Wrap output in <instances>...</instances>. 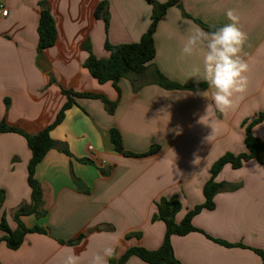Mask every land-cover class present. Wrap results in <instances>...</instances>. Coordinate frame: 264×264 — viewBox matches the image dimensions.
<instances>
[{"label": "crops", "instance_id": "0c3cea01", "mask_svg": "<svg viewBox=\"0 0 264 264\" xmlns=\"http://www.w3.org/2000/svg\"><path fill=\"white\" fill-rule=\"evenodd\" d=\"M104 3L98 18L95 12ZM1 6L8 10L6 17ZM44 8L54 18L57 39L40 53ZM228 9L235 11L248 37L241 53L249 66L248 88L233 110L221 113L213 107L206 114L210 90L208 101L197 91L166 89L158 84L157 72L182 86L207 85L190 78L194 67L202 70L203 54L184 57L181 49L189 29L206 31L196 21L212 27L230 23ZM152 14L146 0H0V122L31 135L41 132L67 102L63 89L101 94L117 104L110 113L100 99L75 98L51 131L58 147L36 168L46 215L21 218L27 228L38 226L44 233H28L22 246L11 250L0 232V264H59L68 249L81 256L82 264L106 247L115 249L116 258L132 247L158 250L166 236V224L153 220L158 202L177 198L182 210L175 220L181 223L205 203L203 189L213 164L228 152H248L246 128L264 113V0H179L158 24L156 56L147 72L122 78L118 89L111 82L100 84L84 67L85 45L97 58L107 59L105 45L138 43ZM111 129L120 132L129 155L114 151ZM252 134L264 142V120ZM64 146L71 156L61 151ZM152 149L155 153L145 155ZM31 159L23 135L0 134V191L12 230L18 228L15 214L32 205ZM216 181L224 188L213 210L193 218L198 231L171 237L176 258L182 264H264L255 252H264V160L251 159L240 169L227 165ZM81 235L80 242L69 244ZM126 264L148 263L133 256Z\"/></svg>", "mask_w": 264, "mask_h": 264}, {"label": "trees", "instance_id": "16d2710c", "mask_svg": "<svg viewBox=\"0 0 264 264\" xmlns=\"http://www.w3.org/2000/svg\"><path fill=\"white\" fill-rule=\"evenodd\" d=\"M153 6V14L151 18V24L147 32L142 36L138 43L111 45L107 43L105 45L106 50L110 54L107 59L97 58L91 51V47L88 44L85 45V49L89 52V56L84 63V67L88 69L91 76L96 79L100 84L112 83L116 89H118V83L122 78L130 76H140L145 74L156 56V45L154 35L158 24L162 17L166 14L167 10L175 5H179V0H169L166 3H159L156 0H146ZM107 4H101L96 12V17L100 18L102 13L106 10ZM107 21V20H106ZM206 31H214L219 27H212L202 22L196 21ZM39 43L38 50L41 53L43 50L52 47L57 39V30L54 18L52 17L49 9L44 8L41 14L40 23L38 27ZM157 82L159 85L166 89H181V90H203L207 85H179L177 83L170 82L159 71L157 72ZM63 94L67 97V102L63 106L62 110L57 116L55 122L42 130L41 132L31 135L23 130L9 126L5 122H0V134L3 133H19L23 135L28 143V146L32 152V159L28 167V184L31 188L32 205L30 207H22L15 214V221L18 224L16 230H12L8 224L6 216L3 214V204L5 200V193L0 191V232L5 233L4 241L11 250H18L24 243L25 236L28 233H44V230L40 227L27 228L21 218L26 215L35 214L38 218L46 215V212L42 210V186L36 179L35 173L37 166L41 163L47 153L58 147V143L51 137V131L57 127L65 118V113L75 104L76 97H87L93 99H100L105 104L108 112L113 113L116 109V102L110 101L106 96L101 94H81L72 90H62ZM264 120V113H260L259 116L251 122L246 128L245 144L248 152L245 154L235 155L233 153H226L220 159H218L211 168V178L205 184L203 193L205 197V203L197 206L194 210L187 213L184 220L181 223H177L176 215L182 210V203L177 198H162L157 206L158 213L154 216L153 220H161L166 224V236L162 246L155 251H150L143 247L129 248L120 258L113 256L110 258L109 264H126V262L133 256H136L148 264H182L175 256L174 250L171 244V237L173 235L185 236L189 233L198 231L192 224L193 218L202 212L204 209L213 210L214 198L216 194L223 190L224 185L216 181L217 176L227 165H231L233 169H240L246 161L251 159L264 160V142L254 137L252 134V128L261 123ZM110 139L114 147V151L118 154L129 155L124 150L123 140L120 132L116 129L110 130ZM61 151L66 155L71 156L67 147H61ZM155 153L152 149L148 154ZM84 163L94 162L91 160H81ZM84 235H81L77 239L69 242V244L78 243L82 240ZM131 236V235H130ZM128 236V238L130 237ZM219 242V241H218ZM221 243V242H220ZM229 246V244H223ZM264 260V252L261 250H255Z\"/></svg>", "mask_w": 264, "mask_h": 264}, {"label": "clouds", "instance_id": "9594fccd", "mask_svg": "<svg viewBox=\"0 0 264 264\" xmlns=\"http://www.w3.org/2000/svg\"><path fill=\"white\" fill-rule=\"evenodd\" d=\"M230 23L214 31H204L199 27L189 29V34L183 43L181 54L191 57L202 53L203 68L194 67L190 78L197 83L208 85L205 91L197 90V95L210 102L206 105V114L215 110L227 113L233 110L248 88V63L241 53L247 42V34L238 26L239 17L234 10L225 13ZM202 119V118H201ZM258 168H262L259 164ZM115 255L113 247H106L102 252L93 254L88 264H108V260ZM59 264H82L81 256L72 249L59 259Z\"/></svg>", "mask_w": 264, "mask_h": 264}, {"label": "water", "instance_id": "95a60500", "mask_svg": "<svg viewBox=\"0 0 264 264\" xmlns=\"http://www.w3.org/2000/svg\"><path fill=\"white\" fill-rule=\"evenodd\" d=\"M38 64H39L40 68H42L45 72H47V71L49 70V69L46 67V62H44L43 59H40L39 62H38ZM77 188H78L79 190L84 189V184H83L81 181H79V182L77 183Z\"/></svg>", "mask_w": 264, "mask_h": 264}, {"label": "built area", "instance_id": "2783aa9c", "mask_svg": "<svg viewBox=\"0 0 264 264\" xmlns=\"http://www.w3.org/2000/svg\"><path fill=\"white\" fill-rule=\"evenodd\" d=\"M1 9H2V16L6 17L8 15V10L5 9L3 6H1ZM90 149L92 150L93 147H90Z\"/></svg>", "mask_w": 264, "mask_h": 264}]
</instances>
